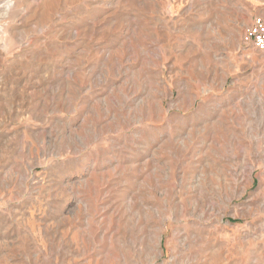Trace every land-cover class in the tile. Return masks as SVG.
Here are the masks:
<instances>
[{
  "label": "rangeland",
  "instance_id": "374dc122",
  "mask_svg": "<svg viewBox=\"0 0 264 264\" xmlns=\"http://www.w3.org/2000/svg\"><path fill=\"white\" fill-rule=\"evenodd\" d=\"M264 0H0V264H264Z\"/></svg>",
  "mask_w": 264,
  "mask_h": 264
},
{
  "label": "built area",
  "instance_id": "2783aa9c",
  "mask_svg": "<svg viewBox=\"0 0 264 264\" xmlns=\"http://www.w3.org/2000/svg\"><path fill=\"white\" fill-rule=\"evenodd\" d=\"M248 45L255 46L264 54V18H257L245 38Z\"/></svg>",
  "mask_w": 264,
  "mask_h": 264
}]
</instances>
